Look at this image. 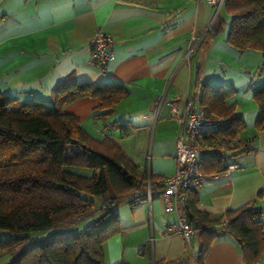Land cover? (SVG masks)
Here are the masks:
<instances>
[{
  "label": "crops",
  "instance_id": "obj_1",
  "mask_svg": "<svg viewBox=\"0 0 264 264\" xmlns=\"http://www.w3.org/2000/svg\"><path fill=\"white\" fill-rule=\"evenodd\" d=\"M216 2L0 0V91L18 100L49 102L55 87L71 81L124 86L128 95L105 118L92 116L93 106L100 102L97 96L79 97L66 106V111L78 117L90 135L112 138L141 168L153 174H169L175 168L180 125L171 118L167 106L157 112V102L177 95L182 108L186 100L199 105V90L193 86L195 67L199 65L204 80L208 54L218 43L217 35L206 36L210 40L201 62L194 58L196 55L186 59L184 55L192 37H202L209 29ZM97 28L113 38L115 57L103 70L92 59L91 39ZM114 121L119 128L106 127ZM239 137H253L251 150L234 158L236 167L205 175L197 188V206L218 216L225 209L255 200L264 221V131H242ZM132 199L127 195L115 207L119 229L103 243L104 264H153L183 258L196 249L195 236L187 244L180 234L168 229L181 213L182 201H178V212H169L160 192L150 201L143 198L132 205ZM204 264L243 261L237 243L225 237L212 243ZM257 264H264V252Z\"/></svg>",
  "mask_w": 264,
  "mask_h": 264
},
{
  "label": "trees",
  "instance_id": "obj_2",
  "mask_svg": "<svg viewBox=\"0 0 264 264\" xmlns=\"http://www.w3.org/2000/svg\"><path fill=\"white\" fill-rule=\"evenodd\" d=\"M226 15L230 16L228 26ZM226 26L225 41L237 51L261 53L260 72L264 73V0H223L196 46ZM193 86L208 114L232 115L229 126L214 132L205 143L219 134L237 138L232 162L251 150L253 137H239L244 120L235 112V104L226 103L233 89L203 80L199 65ZM127 95V88L118 84L76 81L55 87L49 102L18 100L0 91V230L8 232V237L0 238V255H9L1 264H104L103 243L119 229L116 205L127 195L133 196L132 205L145 198L148 180L152 194L162 191L163 175L134 163L112 138L90 135L79 118L66 111L79 97L97 96L100 102L93 106L92 116L105 118ZM253 97L258 104L254 125L264 131V83L253 90ZM106 127L119 128V123ZM231 161L216 156L199 159L204 175L226 171ZM197 188L187 187L184 200L179 193L181 213L192 224L196 249L183 258L153 264H204L212 243L225 237L237 243L243 264H257L264 252V221L255 200L211 216L198 208ZM60 227L66 230L62 235L31 239V233Z\"/></svg>",
  "mask_w": 264,
  "mask_h": 264
},
{
  "label": "built area",
  "instance_id": "obj_3",
  "mask_svg": "<svg viewBox=\"0 0 264 264\" xmlns=\"http://www.w3.org/2000/svg\"><path fill=\"white\" fill-rule=\"evenodd\" d=\"M222 2L223 0H217V12ZM200 39L201 37H192V44H190L184 55L185 59L191 55ZM91 48L92 59L99 69H105L115 57L113 38L101 28L95 30L91 39ZM163 105L168 107L171 118L180 125V133L175 140V168L171 173L164 175L163 189L160 192L165 210L171 212L177 211L180 192H182V200H184L185 193L183 191L187 187H198L204 181L205 175L202 172L199 159L202 156H216L231 161L232 151L235 150L238 139L219 134L218 138H211V143H205V140L214 132L229 126L232 115L223 117L208 114L204 108L191 100H186L185 106L182 108L177 95L170 99L162 97L157 102V112ZM236 166L231 161L228 164V169ZM153 195L148 180L146 200L150 201ZM168 229L180 234L187 244L194 237L192 224L187 221L182 213L178 214L176 220L169 224Z\"/></svg>",
  "mask_w": 264,
  "mask_h": 264
},
{
  "label": "rangeland",
  "instance_id": "obj_4",
  "mask_svg": "<svg viewBox=\"0 0 264 264\" xmlns=\"http://www.w3.org/2000/svg\"><path fill=\"white\" fill-rule=\"evenodd\" d=\"M227 26L230 16L226 15ZM228 30L226 27L225 32ZM224 31V30H223ZM222 31V32H223ZM217 35V45L208 54L206 78L209 84L221 86L223 89H233L226 98L227 104H235V112L242 114L245 122L244 134L256 130L254 122L258 112V104L253 97V90L264 83V73L260 72L261 53L255 49L240 52L224 40L225 32ZM209 38L205 39L199 46H195L191 56L195 59H204V52L207 49ZM221 40V41H220ZM225 44V45H224ZM241 131V132H242ZM154 135V130L150 135V143ZM150 149L148 148V157ZM82 173H89V170L79 169ZM66 230L61 228L48 229L42 232L31 233V239L44 241L50 236L62 235ZM68 232V231H67ZM8 237L6 230H0V238ZM9 255H0V264L6 261Z\"/></svg>",
  "mask_w": 264,
  "mask_h": 264
},
{
  "label": "water",
  "instance_id": "obj_5",
  "mask_svg": "<svg viewBox=\"0 0 264 264\" xmlns=\"http://www.w3.org/2000/svg\"><path fill=\"white\" fill-rule=\"evenodd\" d=\"M217 12V10L215 11V13Z\"/></svg>",
  "mask_w": 264,
  "mask_h": 264
}]
</instances>
